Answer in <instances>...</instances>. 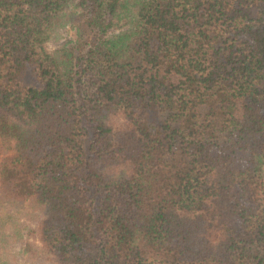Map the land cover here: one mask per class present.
Listing matches in <instances>:
<instances>
[{"label": "trees", "instance_id": "trees-1", "mask_svg": "<svg viewBox=\"0 0 264 264\" xmlns=\"http://www.w3.org/2000/svg\"><path fill=\"white\" fill-rule=\"evenodd\" d=\"M0 192L60 264H264V0H0Z\"/></svg>", "mask_w": 264, "mask_h": 264}, {"label": "rangeland", "instance_id": "rangeland-1", "mask_svg": "<svg viewBox=\"0 0 264 264\" xmlns=\"http://www.w3.org/2000/svg\"><path fill=\"white\" fill-rule=\"evenodd\" d=\"M49 46L55 49L57 44ZM1 216L3 228L6 226V229L0 235V264H60L40 239V226L44 216L39 207L31 202H6L0 192ZM28 242L31 248L23 252L22 248Z\"/></svg>", "mask_w": 264, "mask_h": 264}]
</instances>
